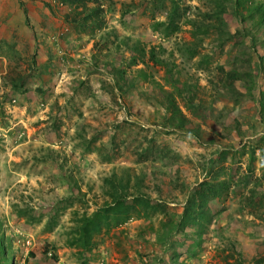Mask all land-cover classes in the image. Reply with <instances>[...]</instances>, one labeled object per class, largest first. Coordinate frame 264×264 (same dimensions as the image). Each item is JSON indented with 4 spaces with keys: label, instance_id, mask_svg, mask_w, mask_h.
Returning a JSON list of instances; mask_svg holds the SVG:
<instances>
[{
    "label": "rangeland",
    "instance_id": "1",
    "mask_svg": "<svg viewBox=\"0 0 264 264\" xmlns=\"http://www.w3.org/2000/svg\"><path fill=\"white\" fill-rule=\"evenodd\" d=\"M0 264H264V0H0Z\"/></svg>",
    "mask_w": 264,
    "mask_h": 264
},
{
    "label": "trees",
    "instance_id": "2",
    "mask_svg": "<svg viewBox=\"0 0 264 264\" xmlns=\"http://www.w3.org/2000/svg\"><path fill=\"white\" fill-rule=\"evenodd\" d=\"M180 122H181V121H180ZM95 215H96V214H95ZM95 215H94V216H95ZM94 222H95V220H93L92 218H90V219L87 220V223H88L89 225H93ZM88 233H89L88 229H83V230L81 231V234L84 235V237H85L84 240H87V239H88Z\"/></svg>",
    "mask_w": 264,
    "mask_h": 264
}]
</instances>
